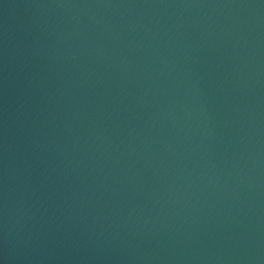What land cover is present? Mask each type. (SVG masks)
<instances>
[{"label": "water", "instance_id": "water-1", "mask_svg": "<svg viewBox=\"0 0 264 264\" xmlns=\"http://www.w3.org/2000/svg\"><path fill=\"white\" fill-rule=\"evenodd\" d=\"M0 264H264V0H0Z\"/></svg>", "mask_w": 264, "mask_h": 264}]
</instances>
